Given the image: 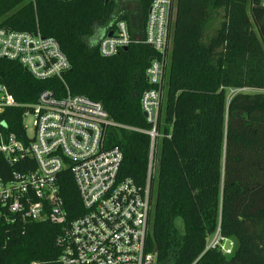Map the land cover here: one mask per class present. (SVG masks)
Listing matches in <instances>:
<instances>
[{
  "label": "trees",
  "instance_id": "obj_1",
  "mask_svg": "<svg viewBox=\"0 0 264 264\" xmlns=\"http://www.w3.org/2000/svg\"><path fill=\"white\" fill-rule=\"evenodd\" d=\"M151 1L140 0L127 50L108 57L99 53L96 31L128 18L120 12L122 0H0V27L39 29L59 42L71 64L70 91L100 101L119 124L107 128V143L123 153L120 178L144 190L153 146L147 246L156 264H264V0H177L156 124L141 103L156 52L136 41L144 37ZM0 84L23 105L1 116L7 132L22 139L24 105L45 89L63 88L7 59H0ZM12 171L0 153V175L9 179ZM59 181L73 218L83 209L70 171ZM218 226L235 242L231 255L206 249ZM59 232L47 222L0 220V264H59Z\"/></svg>",
  "mask_w": 264,
  "mask_h": 264
},
{
  "label": "built area",
  "instance_id": "obj_2",
  "mask_svg": "<svg viewBox=\"0 0 264 264\" xmlns=\"http://www.w3.org/2000/svg\"><path fill=\"white\" fill-rule=\"evenodd\" d=\"M176 5L177 0H152L144 37L136 40L156 52L146 71L151 87L141 100L153 124L165 90ZM132 42L128 22L119 19L99 39L98 50L102 56H113ZM0 59L17 61L37 79H57L63 84L62 90L45 89L36 102L24 105L23 119L28 112L35 116L33 136L23 126L24 139L7 132L9 126L1 116L23 105L0 84V153L13 167L9 179L0 175V220L59 226V264H156L157 255L147 246L153 146L144 190L131 178H120L123 153L107 143V128L119 124L111 120L100 101L70 91L65 74L71 64L55 38L44 36L39 29L31 32L1 26ZM149 133L154 139L155 129ZM20 164L22 170L17 169ZM66 170L83 209L73 218L59 181ZM208 248L231 255L235 242L223 236L218 226L208 237Z\"/></svg>",
  "mask_w": 264,
  "mask_h": 264
},
{
  "label": "rangeland",
  "instance_id": "obj_3",
  "mask_svg": "<svg viewBox=\"0 0 264 264\" xmlns=\"http://www.w3.org/2000/svg\"><path fill=\"white\" fill-rule=\"evenodd\" d=\"M126 3L128 4L129 8L131 10H133L134 8L137 7V3L135 2V0H126ZM220 22V18L214 20L207 28V34H212L213 31L215 30V28L219 25ZM244 91L246 92H257V90L255 89H245ZM235 92V90H228L227 92V96H228V100L231 98L232 94ZM34 113L33 112H28V114L24 117L23 119V125L26 129L27 135L29 137L33 136L34 133ZM176 224L178 226V228L180 229V231L184 230V225L181 219H177L176 220Z\"/></svg>",
  "mask_w": 264,
  "mask_h": 264
},
{
  "label": "crops",
  "instance_id": "obj_4",
  "mask_svg": "<svg viewBox=\"0 0 264 264\" xmlns=\"http://www.w3.org/2000/svg\"><path fill=\"white\" fill-rule=\"evenodd\" d=\"M121 1V0H119ZM123 2V6H122V9L120 10L121 14L124 13L126 16H128V18L126 19L129 23V27H130V31L131 29H133L132 27V24L131 23V19L135 17V15L139 12V7H140V0H135V2L137 3V7L134 8L133 10H131L128 6V4L126 3V0H122ZM147 19V17H146ZM111 26V25H110ZM110 26H106V27H101V28H98L97 31H96V35H97V38L98 40L104 35L107 33V31L109 30ZM145 27H146V20H145V24H144V33H145ZM132 33V31H131Z\"/></svg>",
  "mask_w": 264,
  "mask_h": 264
},
{
  "label": "water",
  "instance_id": "obj_5",
  "mask_svg": "<svg viewBox=\"0 0 264 264\" xmlns=\"http://www.w3.org/2000/svg\"><path fill=\"white\" fill-rule=\"evenodd\" d=\"M109 0H106L108 2ZM124 50H127V47L124 48ZM144 116L147 117V114L144 112Z\"/></svg>",
  "mask_w": 264,
  "mask_h": 264
}]
</instances>
